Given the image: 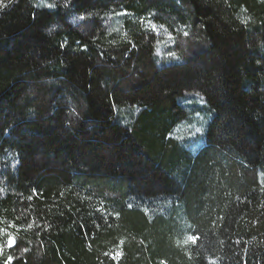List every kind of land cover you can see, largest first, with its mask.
Returning a JSON list of instances; mask_svg holds the SVG:
<instances>
[{"label":"trees","instance_id":"trees-1","mask_svg":"<svg viewBox=\"0 0 264 264\" xmlns=\"http://www.w3.org/2000/svg\"><path fill=\"white\" fill-rule=\"evenodd\" d=\"M3 4L0 264H264V0Z\"/></svg>","mask_w":264,"mask_h":264},{"label":"snow or ice","instance_id":"snow-or-ice-1","mask_svg":"<svg viewBox=\"0 0 264 264\" xmlns=\"http://www.w3.org/2000/svg\"><path fill=\"white\" fill-rule=\"evenodd\" d=\"M0 6H6V5L3 4V0H0ZM49 7H52V6L49 5ZM184 35L187 36L188 33L185 32ZM172 55H174V54H172ZM191 239L193 240V242H195V240L198 239V238L197 237H192ZM7 244H8L9 247L14 246L15 239L12 236H9L8 241H7ZM11 260H12V257H9L8 258V264H11Z\"/></svg>","mask_w":264,"mask_h":264},{"label":"rangeland","instance_id":"rangeland-1","mask_svg":"<svg viewBox=\"0 0 264 264\" xmlns=\"http://www.w3.org/2000/svg\"><path fill=\"white\" fill-rule=\"evenodd\" d=\"M149 27H150L151 29H154V30L156 29V28H154L153 26H149ZM205 121H206V120H205ZM199 132H200V131H199ZM198 134H199V133H198ZM198 144H199V143H198ZM190 149H191V151H194V150L196 149V147L192 146Z\"/></svg>","mask_w":264,"mask_h":264}]
</instances>
